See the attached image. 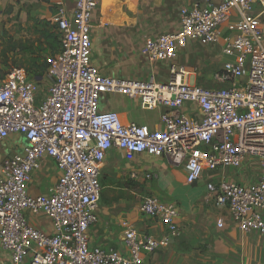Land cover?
<instances>
[{"label":"built area","instance_id":"1","mask_svg":"<svg viewBox=\"0 0 264 264\" xmlns=\"http://www.w3.org/2000/svg\"><path fill=\"white\" fill-rule=\"evenodd\" d=\"M99 4L75 0L70 18L64 2H58L61 43L49 60L46 92L35 80L39 77L23 69L13 70L0 84V144L18 135L26 142L22 153L0 166V248L10 264H140L180 237L178 207L148 196L141 212L162 222V238L130 229L126 254L91 244L103 190L100 166L113 147L168 158L184 167L190 185L206 170L240 168L256 158L262 170L257 182L223 181L210 187L207 202L227 209L244 233L264 234V0H193L181 11L178 32L145 44L150 62L170 64L164 82L154 75L116 79L92 64ZM190 42L221 46L227 60L213 73L217 86L190 84L186 78L194 70L173 64ZM105 94L138 99L143 110L161 109L162 129L124 124L118 113L101 111ZM187 105L201 115L186 114ZM45 158L54 162L60 177L48 195L33 196L28 185ZM31 216L49 219L52 231L36 228Z\"/></svg>","mask_w":264,"mask_h":264},{"label":"crops","instance_id":"2","mask_svg":"<svg viewBox=\"0 0 264 264\" xmlns=\"http://www.w3.org/2000/svg\"><path fill=\"white\" fill-rule=\"evenodd\" d=\"M59 1L64 2L72 18L75 0H0V11L10 9L19 12L21 19H48L54 23ZM192 3L193 0H100L93 16L92 64L104 75L116 79L145 80L154 75L158 81H166L170 64L150 62L145 55V44L148 40L178 32L181 11ZM199 46L202 51L210 52L216 62L207 74L184 62L185 54ZM226 60L220 45L190 42L180 50L173 64L194 70L195 74L186 78L188 83L213 87L217 86L213 73ZM100 110L118 113L124 124L136 122L155 130L162 129V110H143L138 99L105 94L100 100ZM183 111L191 116L201 115L193 105L185 106ZM25 145L20 135L0 144V166L7 157L22 153ZM261 175L260 162L248 158L240 168L224 166L216 171L206 170L200 181L190 185L184 167L174 165L168 158L134 155L113 147L100 166L103 190L97 212L99 221L90 231L91 244L112 246L126 254L124 239L130 229L137 230L140 236L162 238L165 233L162 222L141 212L144 198L153 196L178 207L181 235L155 254L144 256L140 264H264V234L244 233L227 209L207 202L211 186L223 181L254 183ZM59 177L54 162L43 159L41 168L34 172L28 185L29 193L48 195ZM30 219L40 230L50 232L53 229L44 216H31ZM0 264H10L9 254L1 248Z\"/></svg>","mask_w":264,"mask_h":264},{"label":"rangeland","instance_id":"3","mask_svg":"<svg viewBox=\"0 0 264 264\" xmlns=\"http://www.w3.org/2000/svg\"><path fill=\"white\" fill-rule=\"evenodd\" d=\"M60 34L57 24L51 20L34 18L25 20L21 19L19 12L10 9L3 13L0 11V84L13 70L23 69L27 74L39 77L35 80L39 82L41 92H46L51 85L46 74L48 64L55 56L53 53ZM185 55L184 62L195 66L203 74L210 72L216 65L213 55L208 51H202L201 46L189 50ZM39 57L40 64L46 67L43 75L38 71H30L32 60Z\"/></svg>","mask_w":264,"mask_h":264},{"label":"trees","instance_id":"4","mask_svg":"<svg viewBox=\"0 0 264 264\" xmlns=\"http://www.w3.org/2000/svg\"><path fill=\"white\" fill-rule=\"evenodd\" d=\"M60 39H61V34L58 36L57 41H56V49L54 51V55L59 51V47H60ZM59 40V41H58ZM47 52V50H46ZM41 58H35L34 60H32L33 65L31 68V72H36L38 71L40 75H43L44 70L46 69V67L44 66V64H40ZM29 73V72H28Z\"/></svg>","mask_w":264,"mask_h":264}]
</instances>
